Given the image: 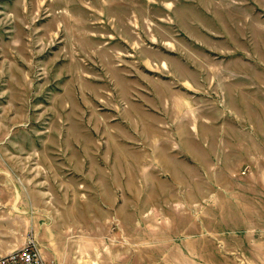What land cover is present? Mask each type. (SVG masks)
Instances as JSON below:
<instances>
[{
    "label": "rangeland",
    "instance_id": "rangeland-1",
    "mask_svg": "<svg viewBox=\"0 0 264 264\" xmlns=\"http://www.w3.org/2000/svg\"><path fill=\"white\" fill-rule=\"evenodd\" d=\"M29 237L264 264V0H0V255Z\"/></svg>",
    "mask_w": 264,
    "mask_h": 264
},
{
    "label": "crops",
    "instance_id": "crops-1",
    "mask_svg": "<svg viewBox=\"0 0 264 264\" xmlns=\"http://www.w3.org/2000/svg\"><path fill=\"white\" fill-rule=\"evenodd\" d=\"M38 241L37 244L39 246L40 253L46 261L52 262L53 264H81L77 256L76 250L72 247H67L66 243L61 245L54 239H50L46 242H44L43 239H40ZM8 252L1 255H5Z\"/></svg>",
    "mask_w": 264,
    "mask_h": 264
},
{
    "label": "built area",
    "instance_id": "built-area-1",
    "mask_svg": "<svg viewBox=\"0 0 264 264\" xmlns=\"http://www.w3.org/2000/svg\"><path fill=\"white\" fill-rule=\"evenodd\" d=\"M0 264H53L46 261L39 250V247L34 238L29 237L24 244L8 252L5 255H0Z\"/></svg>",
    "mask_w": 264,
    "mask_h": 264
}]
</instances>
